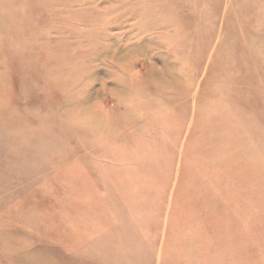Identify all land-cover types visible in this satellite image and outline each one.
I'll list each match as a JSON object with an SVG mask.
<instances>
[{
	"label": "rangeland",
	"instance_id": "374dc122",
	"mask_svg": "<svg viewBox=\"0 0 264 264\" xmlns=\"http://www.w3.org/2000/svg\"><path fill=\"white\" fill-rule=\"evenodd\" d=\"M0 264H264V0H0Z\"/></svg>",
	"mask_w": 264,
	"mask_h": 264
}]
</instances>
